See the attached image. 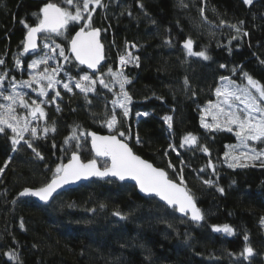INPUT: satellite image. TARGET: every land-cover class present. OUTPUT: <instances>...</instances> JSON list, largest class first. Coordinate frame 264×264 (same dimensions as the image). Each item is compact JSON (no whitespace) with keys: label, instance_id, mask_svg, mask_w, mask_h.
Returning a JSON list of instances; mask_svg holds the SVG:
<instances>
[{"label":"trees","instance_id":"obj_1","mask_svg":"<svg viewBox=\"0 0 264 264\" xmlns=\"http://www.w3.org/2000/svg\"><path fill=\"white\" fill-rule=\"evenodd\" d=\"M48 2L63 5V0H0V76L19 71L15 61L22 56L27 32L21 21L36 25L34 14ZM101 2L91 19L104 46L100 71L122 70L130 81L125 85L129 115L117 112V131L127 138L118 137L171 179L180 183L183 176L202 222L181 218L156 199L140 196L133 185L114 180L86 182L45 206L19 198L24 188L48 182L56 165L73 151L82 160L92 158L86 135L80 137L79 150L74 140L65 145L74 128L78 136L81 131L109 133L104 127L112 114L109 91L99 84L87 94L61 91L45 107L47 127L54 125L55 131L25 138L43 159L23 140L13 151V134L7 129L0 133V264H264V166L226 165V146L237 140L234 132L200 123V108L213 100L221 77L239 82L246 73L264 87V0ZM82 24L49 40L50 57L59 51H52L57 44L65 49L70 76L84 72L68 51L70 37ZM188 39L194 52L205 51L209 59L189 55L181 46ZM129 50L138 66L119 69V57ZM165 116L172 117L171 128ZM188 134L196 143L181 147ZM224 225L232 232L213 231V226ZM245 247L253 250L251 255Z\"/></svg>","mask_w":264,"mask_h":264},{"label":"snow or ice","instance_id":"obj_2","mask_svg":"<svg viewBox=\"0 0 264 264\" xmlns=\"http://www.w3.org/2000/svg\"><path fill=\"white\" fill-rule=\"evenodd\" d=\"M244 3L251 4L252 0H244ZM90 5L93 6L91 10H89ZM96 7H103L101 0H82V6L81 0H63V5H58L53 2L45 3L39 9V13L34 14L37 16V23L35 26H29L25 21H21L27 29L26 38L23 43V52L28 53L29 51L36 50L38 34H46V38L48 39H50L53 34L55 36H64L66 32L70 31V25L80 24L81 21H83L79 30L75 31V34L69 39V51L74 55L75 60L78 61L80 65H86L88 69H96L97 65H99L101 60L104 59L102 55L103 46L98 39L99 30L91 27L92 13L96 11ZM85 13L87 14L86 19ZM201 13L203 14V9H201ZM237 31H239V29H237ZM245 35H247V33H245ZM43 47L47 49L49 48V44L44 43ZM183 47L188 50L189 55L199 56L205 60L209 59L205 51H193V41L191 39L186 40ZM56 49H59V55L63 57L65 61L69 60V57L65 54L64 48H61L60 45L57 44L52 51L55 52ZM52 58L53 57H49L45 54V56L40 59L33 60L31 64H29V68L35 69L41 64L46 65L48 60ZM137 61L138 58L132 57L130 53L127 57H119V63L121 66L129 63H137ZM3 63L4 61L0 60V64ZM15 63L16 66L19 67L21 61L17 59ZM221 67H224V65H221ZM59 70V68H54L52 72L56 73ZM103 75H110L112 80L119 84V98L114 99L112 104L114 105V108L119 107L122 110L123 117L127 118L129 115L128 105L131 103V97L125 90V85L130 83V81L124 75L122 70L113 71L112 68H109L108 72L102 74V76ZM245 75L247 76L246 73ZM102 76H97L93 79L85 73L76 81L75 87L80 89L82 93L87 94L88 92L94 91L95 85L97 81H99L101 86L111 91L112 89L109 86V83L106 82ZM3 79L4 76H0V81ZM42 80H46L47 85L46 87H39L38 95L41 97L47 95V89L54 88L55 84L60 83L53 74L48 72L47 68H45L42 73L33 75L30 80L23 81L22 83L31 87L33 84L39 85ZM221 80L227 81L228 78L221 77ZM185 83H187V81H185ZM248 84L256 89V92L259 93L258 97L252 95L247 89H241L239 87L230 89L227 86L223 88L218 87L216 89V96L218 98L223 97V100L216 105H211L210 103V108L214 109V111H209L208 114L211 115L213 122L205 123L204 117H201L202 126L206 129H224L228 132H234L239 144L228 146L232 149V152H225L224 154L227 159L233 161L228 164V166L232 168L247 167L248 165L246 163H240L242 159L251 162L264 157V150L258 151L248 143L249 141L253 143H264V103H261V101H264V87L259 86L251 77H248ZM15 86L14 83L13 90L15 89ZM63 87L68 91L72 90L69 83H65ZM59 95L60 93L57 92L56 96ZM0 96H2L3 100L7 102L0 103V133H5L6 129H10L14 134L10 137L13 151L16 150V146L23 140L29 148H32V150L36 152L32 143L25 139L24 134L30 132L33 138L37 137V128H30L31 120L29 117L36 118L37 114H39L40 118L45 117L44 109L41 107V104L45 103V101L41 100L38 103L36 100H32L30 105L25 100L23 94L15 91L8 95L0 92ZM235 102H239L242 107H234ZM17 104H19V107L28 110L27 115L17 114ZM137 115H147V113H137ZM164 120L168 123L169 128H171L172 117L165 116ZM104 122L110 133L113 134L100 136L95 132L85 133L81 131L78 136L76 134L77 129L74 128L70 136L66 137L64 141L65 145H69L70 142L74 140L76 142V148L79 150L82 146L80 137L85 135L90 136L91 149L94 156L105 158L102 165H99L95 158L88 160L86 163L82 162L79 152L73 151L71 153V158L67 163L56 165L52 172V177L48 182L35 189L26 187L18 193V196L34 197L47 204L65 185L75 183L82 179H88L90 177H115L120 181L130 179L135 181L141 192L154 194L169 207H172L174 211L184 215H187L190 212V218L193 221H201L203 219V214L196 206L194 197L186 187L183 186V176L181 175L180 177L179 185L174 183L168 178L167 173L164 170L154 167L151 163L143 160L140 156L135 155L127 143L118 139V136L124 137L125 139L127 136L124 131H117L120 121L118 120V115L115 111H113L111 116L106 117ZM43 131L45 133L48 131L54 132L55 127L54 125L50 128L46 127ZM196 140L197 138L195 136L188 134L183 138L180 146L183 147L184 144H195ZM139 142V138H137V143ZM53 146L55 147V145ZM237 147H239L241 151L238 155H233L232 153L236 151ZM169 148L173 151L176 150L171 144L169 145ZM66 150L67 149H62V151ZM202 150L205 153L208 152L206 147ZM36 155L43 159L39 152H36ZM261 163L264 165V161H261ZM5 166H7V161ZM209 166H211V164ZM169 167H173V165L169 163ZM3 171L4 169L0 168V173ZM204 183L211 184V181H204ZM217 190L221 193L224 191L223 188H218ZM114 215L120 214L114 213ZM262 222H264V218H262ZM21 228H23V223H21ZM213 230H223L228 233L232 232V229L227 225H224L223 229L213 226ZM247 239L248 237L245 236V240ZM244 252L251 255L253 250L250 247H245Z\"/></svg>","mask_w":264,"mask_h":264},{"label":"rangeland","instance_id":"obj_3","mask_svg":"<svg viewBox=\"0 0 264 264\" xmlns=\"http://www.w3.org/2000/svg\"><path fill=\"white\" fill-rule=\"evenodd\" d=\"M81 6H82V4H81ZM90 6H92V5H90ZM90 6H89V8H90ZM44 35L45 36L42 38L41 43H40V52L36 56H34L30 60H28L26 66H25L26 68L24 67L25 69L23 70V72L25 71L24 72V75L22 74L23 76L21 77L20 80H15L13 78L12 79H8L5 75H1V76H4V79L2 81H0V92H3L5 95L11 94L13 91L19 92V93H21V94L24 95L25 100L30 105H31V101L32 100H36L38 103L41 100H43V101H45V103L41 104V107L44 109V112H45V107L50 103V100L52 98L53 99L56 98V93L57 92H59V93L61 91L73 92L74 90L80 91V89H78V88L75 87V83H76L77 80H79V77L81 75L85 74V72H80V71L76 70V72H75L76 74H73V76H70V73H71V72H69L70 69H71L70 61L69 60L68 61H65L63 59V57H61L59 55V51L56 52V56L55 57H53L52 59H49L48 60V63L46 65L45 64H41V65H39L35 69L29 68V64H31V62L33 60L40 59L41 57L45 56V54H47L50 57V55L48 53V49H50V42H49V40L51 38H53V37H57V38L64 37V36H55L53 34L51 36V38L48 39V38H46V34H44ZM44 43H48L49 44V48L45 49L43 47ZM41 48H43V49L41 50ZM129 53L131 54L132 57H135L133 55V53H132V50H129L123 56L127 57ZM127 65H135V63H129ZM127 65H125V66H127ZM117 66H120L119 60H118V65ZM45 68H47L48 69V72L51 73V74H53L55 76V78L60 81V83L55 84L54 88L47 89V95L41 97V96L38 95L39 87L40 86H45L46 87V85H47V81L46 80L40 81L39 85L33 84V85H31V87H28V86L24 85L22 82L23 81L30 80V78L33 75H38V74L42 73ZM54 68H59L60 70L58 72H56V73H53L52 70ZM107 72H108V70H105L104 72H102V74H105ZM92 78L95 79L94 77H92ZM102 78L106 82L109 83V86L111 87L112 90L109 91L107 88H104L103 86L100 85V83L98 81H97L96 85L99 84L103 90L109 91L112 94V96H113L112 101L114 99H118L119 98L118 94L120 92L119 84L116 83V82H114L112 80V77L110 75H103ZM14 83H15L16 86H15V89L13 90V84ZM65 83H69V85H70V87L72 89L71 91H68V90H66L63 87V85ZM225 86H227L230 89L235 88V87H239L241 89H247L252 95L257 96V97L259 96V93L256 92V89L253 88L251 85L248 84V77L247 76H243L240 79L239 82H235V81H233V80H231L229 78H228L227 81L221 80V83L219 85V88H223ZM95 89L96 88H94V91H95ZM94 91H92V92H94ZM88 93H91V92H88ZM49 96H50V98H49ZM222 100H223V97H219L218 98L216 96V93H215V97L213 98V100H211L210 102H208V103L204 104L203 106H201L200 113H201V117L202 116L204 117V122L205 123H212L213 122L211 115L208 114L209 111H214V109L210 108V103H211V105H216V104L220 103ZM112 101L110 103V105H111L110 106L111 112L113 113V111H115L116 113L118 112V114H122V110L119 107H115L114 108V105L112 104ZM0 103H7L6 101L3 100L2 96H0ZM261 103H264V101H261ZM33 107H34V105H33ZM234 107H237L238 108V107H242V105H240L239 102H235L234 103ZM16 110H17V114L27 115V111L28 110L19 107V104H17ZM141 114H143V113H141ZM29 119L31 120L30 128L31 127L37 128V137L38 136H45V135L48 134V132L45 133L43 131L44 128L47 127V123H46V120H45L46 119V115H45V117L40 118L39 117V114H37V117L36 118L29 117ZM201 126H202V123H201ZM104 127L110 133L109 129L107 128V126L105 124V122H104ZM7 130H9L11 132L10 129H7ZM218 130H224V129H218ZM225 131H227V130H225ZM11 134H13V133L11 132ZM28 135L31 136V133L30 132L25 133L24 134L25 138ZM248 143H249V145L251 147H255L258 151L259 150H264V143H259V142L253 143L251 141H249ZM238 144H239V141L236 140L235 143H232V144L227 145L226 146V152H232V149H230L228 146H230V145H238ZM240 151H241V149L239 147H237L236 151L233 152L232 154L233 155H238ZM261 161H264V157H261L259 160L251 161V162L248 161V160H246V159H242L240 161V163H246L247 165H262ZM232 162L233 161H231L230 159H227L225 157V163H226V165H228L229 163H232ZM99 164L102 165L103 162H99ZM262 225L264 227V222H262ZM223 232H225V231H223Z\"/></svg>","mask_w":264,"mask_h":264},{"label":"water","instance_id":"obj_4","mask_svg":"<svg viewBox=\"0 0 264 264\" xmlns=\"http://www.w3.org/2000/svg\"><path fill=\"white\" fill-rule=\"evenodd\" d=\"M82 1V0H81ZM35 26V25H34ZM95 29H98V28H95ZM79 29H77L76 31H78ZM99 30V36H98V39H99V41H100V43L102 44V42H101V40H100V37H101V31H100V29H98ZM26 34H27V32H26ZM42 34V33H41ZM41 34H38V38H37V48H36V50L35 51H29L28 53H25L26 54V56H28V57H30V56H33V55H37L39 52H40V36H41ZM75 34V32L73 33V35ZM25 38H26V35H25V37H24V40H23V43H24V41H25ZM183 44H184V42L181 44V46L183 47ZM102 46H103V44H102ZM69 48H70V45H69V41H68V51H69ZM184 48V47H183ZM69 55H70V57H71V59H72V61H73V63L75 64V65H77L78 67H80L81 69H83L84 71H86L87 73H89V74H91V75H97L98 74V72L101 70V68L103 67V65H104V63H105V58L103 59V60H101V62H100V64L99 65H97V68L96 69H88L87 68V66L86 65H80L79 64V62L78 61H76L75 60V57H74V55H72V53L69 51ZM102 55H103V57H104V46H103V52H102ZM89 132H95V131H89ZM97 135H100V136H106V135H109V134H112V133H99V132H95ZM86 139H87V141H88V146H89V150H90V153H91V155H92V158H90V159H93V158H95V159H97V161H98V164H99V162H104V159L105 158H101V157H95L94 156V153H93V151H92V149H91V137L90 136H87L86 135ZM118 139H120L119 137H118ZM122 140V139H121ZM124 141V140H123ZM125 142V141H124ZM126 143V142H125ZM128 144V143H127ZM192 147L194 146V144H192L191 145ZM130 147V146H129ZM131 148V147H130ZM133 151V150H132ZM133 153L135 154V155H138V154H136L134 151H133ZM79 155H80V153H79ZM139 156V155H138ZM141 157V156H140ZM71 158V153L69 154V156H68V159H67V161H65L64 163H67L68 162V160ZM80 158H81V155H80ZM143 160H146V159H144L143 157H141ZM90 159H88V160H90ZM88 160H82V158H81V161L82 162H87ZM147 162H149L148 160H146ZM149 163H151V162H149ZM152 164V163H151ZM100 165V164H99ZM153 165V164H152ZM154 167H156V168H159V169H162V168H160V167H157V166H155V165H153ZM162 170H164V169H162ZM165 171V170H164ZM166 172V171H165ZM167 173V172H166ZM167 176H168V178L170 179V180H172L174 183H177L178 185L180 184L178 181H175V180H173V179H171L170 177H169V175L167 174ZM92 180H97V181H108V180H114V181H116V182H119V183H129V184H131V185H133L135 188H136V191H137V193L140 195V196H143V197H146V198H154V199H156L159 203H161V204H163L164 206H166L168 209H171V210H174L172 207H169L165 202H163V201H161L160 199H159V197H156L154 194H146V193H143V192H141L140 190H139V188H138V186L136 185V183H135V181H133V180H130V179H128V180H125V181H120V180H118L117 178H115V177H105V178H98V177H90V178H88V179H82V180H80V181H77V182H75V183H71V184H68V185H65L62 189H60L59 191H58V193L54 196V198L55 197H57L59 194H61V193H63V192H65V191H68V190H72V189H75V188H77L78 186H80L81 184H84V183H86V182H90V181H92ZM184 186V185H183ZM185 187V186H184ZM32 189H35V188H32ZM187 189V188H186ZM19 197V196H18ZM26 197H30V196H25V197H19V198H26ZM30 198H32L34 201H36L38 204H40V205H49L52 201H53V199L49 202V203H47V204H45V203H43V202H41V201H39L37 198H34V197H30ZM196 204V203H195ZM197 206V205H196ZM175 213H176V215L177 216H179V217H181V218H186L188 221H190V222H192V223H196V224H201V222H202V220L201 221H193L191 218H190V216H191V213L189 212L187 215H184V214H181V213H179V212H177V211H175ZM214 231V230H213ZM214 232H218V231H214ZM246 255H249L248 253H246Z\"/></svg>","mask_w":264,"mask_h":264},{"label":"flooded vegetation","instance_id":"obj_5","mask_svg":"<svg viewBox=\"0 0 264 264\" xmlns=\"http://www.w3.org/2000/svg\"><path fill=\"white\" fill-rule=\"evenodd\" d=\"M41 43V42H40ZM34 56H36V55H33V56H30V57H28V56H26V54L24 53V52H22V56L19 58V60L21 61V64H20V66H19V70L21 71H18V72H16V73H12V74H4L8 79H15V80H20L21 79V77L24 75V72H23V70L26 68H24V66H26V64H27V62H28V60H30L32 57H34ZM85 73H87L86 71H84ZM23 74V75H22ZM87 74H89V73H87ZM91 77H94V78H96L97 76H101L102 75V72L101 71H99L98 72V74L97 75H91V74H89ZM99 82V81H98Z\"/></svg>","mask_w":264,"mask_h":264},{"label":"built area","instance_id":"obj_6","mask_svg":"<svg viewBox=\"0 0 264 264\" xmlns=\"http://www.w3.org/2000/svg\"><path fill=\"white\" fill-rule=\"evenodd\" d=\"M124 67H125V65H123V66H121V65L118 66L119 69H123Z\"/></svg>","mask_w":264,"mask_h":264}]
</instances>
